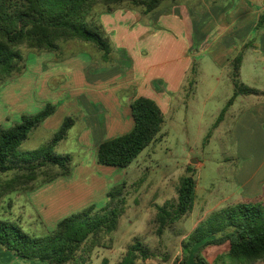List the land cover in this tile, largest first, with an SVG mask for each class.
Here are the masks:
<instances>
[{"label":"rangeland","instance_id":"rangeland-1","mask_svg":"<svg viewBox=\"0 0 264 264\" xmlns=\"http://www.w3.org/2000/svg\"><path fill=\"white\" fill-rule=\"evenodd\" d=\"M105 9L103 4H98L88 21L101 25L109 54L94 43L77 40L60 44L57 52H38L24 47L25 68L0 87V129L19 123L23 115L41 112L47 104L56 108L49 122L44 121L29 134L20 151L47 146L67 119L74 121L66 138L54 148L55 155L71 158V174L54 179L47 185V179L41 176L25 188L6 194L0 198V219L17 224L30 235L45 236L56 229L57 221L71 214L90 206L99 210L105 208L108 193L123 188L127 206L113 236V247L95 250L90 264H101L104 258H108L110 264H118L136 239L153 253V264L179 263L182 259L181 243L187 235L222 205L228 206L230 194L236 192L234 177L243 158L254 165L264 159V119L254 117L248 127L235 130L238 109L246 103L237 104L228 111L220 127L212 130L227 100L233 95V89L226 79H222L220 84L215 80V76L221 75L211 60L217 49L215 53L210 52L211 56L201 58L196 45L192 50V62H197V71L189 75L190 79L195 77V85L192 92L187 89L191 94L186 96L184 93L175 101L156 141L128 168L98 164L95 139L101 137L108 141L113 136L132 131L133 120L126 105L127 97L137 84L146 79L148 70L162 63L152 50L136 42L132 49H136L140 56L134 57L136 67H133L129 54L125 51L119 53L110 38L117 28L109 29L102 22L106 13L113 14L118 10L140 13V8L123 7L113 12ZM148 15L141 21L146 31L151 29ZM256 35L257 32L254 37ZM263 57L258 51L248 53L240 77L247 86L259 91H264V73L260 67ZM118 69L121 70L119 76ZM111 81L121 84L113 85ZM253 99L264 103V95ZM92 117L102 125L109 123L110 118L116 119L118 125L114 127V135L107 132L99 137L93 135L89 129ZM209 134L210 138L207 137ZM189 166L196 170L194 210L160 238L156 234L155 222L158 207L177 200L180 178L187 173ZM12 177L10 173L3 176L0 190ZM43 194H48L49 200L40 198ZM52 201L58 204L55 205L58 208L51 210L57 214L48 218L46 202L52 204ZM199 247L194 248L186 264H200L194 260ZM228 250V244L210 245L201 249V255L213 264L218 255Z\"/></svg>","mask_w":264,"mask_h":264},{"label":"trees","instance_id":"trees-1","mask_svg":"<svg viewBox=\"0 0 264 264\" xmlns=\"http://www.w3.org/2000/svg\"><path fill=\"white\" fill-rule=\"evenodd\" d=\"M168 0H0V87L25 68L23 48L38 52H57L60 44L68 41L94 43L109 54V45L101 32V25L88 17L98 4L105 11L117 8H140L143 14L157 11ZM175 1V0H172ZM264 27V13L258 28ZM243 57L233 62L234 93L221 111L212 130L223 122L228 109L240 96H260L259 91L240 80ZM48 104L35 115H23L21 121L9 128L0 129V180L7 174L13 177L0 190V198L19 191L39 177L45 183L71 174L69 156H57L54 148L64 140L72 119H67L47 146L34 151H20L29 134L55 113ZM134 128L131 132L102 143L98 149L100 165L128 168L161 134L166 118L155 101L139 97L131 104ZM211 137V134L207 136ZM196 170L187 167L180 178L175 202L158 207L155 222L160 238L173 225L193 212L196 200ZM108 204L103 209L90 206L69 215L57 223L48 235L36 237L17 224L0 219V248L22 259L43 261L49 264H90L97 249H112L114 234L125 214L127 199L123 188L108 193ZM228 244L227 253L218 255L213 264H255L264 262V194L255 199L223 207L205 220L182 241V259L175 264H186L198 245L194 260L209 264L201 249L210 245ZM153 253L136 239L129 245L118 264H153ZM101 264H110L104 258Z\"/></svg>","mask_w":264,"mask_h":264},{"label":"crops","instance_id":"crops-1","mask_svg":"<svg viewBox=\"0 0 264 264\" xmlns=\"http://www.w3.org/2000/svg\"><path fill=\"white\" fill-rule=\"evenodd\" d=\"M163 4L157 11L148 15L150 16L148 18L150 28L153 29L149 31H146L141 24L147 14L141 12L118 10L113 14L106 13L102 16V22L106 27L109 26V29L111 27L117 28L116 32L110 34V38L114 40L115 48L118 49L119 53L125 51L129 54L133 67H136L134 57L138 58L140 56L135 52L136 49H132L136 42H139L140 45L143 44L144 47L147 46L149 51L152 50V53L159 60L162 59L161 65L157 64L153 69L148 70L146 79L137 84L132 90L129 97H127V107L131 110V104L135 99L146 97L156 102L165 117L167 114L169 115L173 110L175 101L181 98L184 93H187L188 88L192 92L191 89L195 85V77L190 79L189 75L191 72L195 73L197 71V62H194V60L192 62V50L196 45L199 50L197 52L198 56H202L201 58H205L210 52L215 53L217 49V54L211 60H213L215 68L221 75L215 76V80L220 84L222 79H226L234 93L233 60L239 55L243 57L241 77L248 53L258 51L264 56V27L258 28L260 16L264 13V0H176ZM116 24L121 25L116 26ZM136 30H139L138 33H135ZM256 32L257 35L254 37ZM120 55L123 56L122 53ZM260 67L264 73V57ZM257 69L259 68L257 67ZM117 74L119 76L121 70L118 69ZM119 83L121 84V82ZM111 84L120 86L115 81H111ZM191 92L187 93L186 96ZM255 97L240 96L228 109L230 111L237 104L244 105L246 103L245 106L238 109L235 130L248 127L249 121L254 117L264 119V103L261 100L252 101ZM51 117L52 115L44 123L49 122ZM109 120V123L105 122L102 125L92 117L89 126L92 134L97 137L103 135V132L114 135V127L118 125V121L113 120V118ZM133 128L134 121L132 123ZM115 137L117 136H113L111 139ZM100 138L95 139L97 159L100 145L106 142ZM234 178L237 186L236 192L233 191L230 194L231 199L228 205L262 196L264 194V159L254 165L246 157L243 158V163L238 166ZM48 196V194H43L40 198L43 197L47 201L49 200ZM46 204L49 207L46 216L48 218L55 216L57 212L51 210L58 208L55 207L58 204L54 201H52V204L48 202ZM223 207L225 206L222 205L221 208ZM19 258L4 249H0V264H49L43 261H19L25 260Z\"/></svg>","mask_w":264,"mask_h":264}]
</instances>
